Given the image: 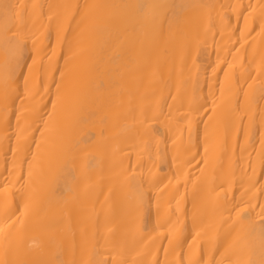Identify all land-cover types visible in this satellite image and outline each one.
<instances>
[{"label": "bare ground", "instance_id": "bare-ground-1", "mask_svg": "<svg viewBox=\"0 0 264 264\" xmlns=\"http://www.w3.org/2000/svg\"><path fill=\"white\" fill-rule=\"evenodd\" d=\"M0 264H264V0H0Z\"/></svg>", "mask_w": 264, "mask_h": 264}]
</instances>
